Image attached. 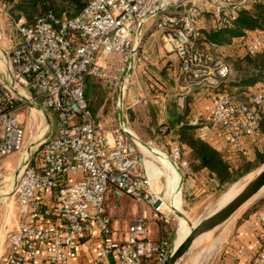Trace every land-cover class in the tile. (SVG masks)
<instances>
[{
    "label": "built area",
    "instance_id": "1",
    "mask_svg": "<svg viewBox=\"0 0 264 264\" xmlns=\"http://www.w3.org/2000/svg\"><path fill=\"white\" fill-rule=\"evenodd\" d=\"M253 1L87 0L73 17L58 19L47 13L30 24L22 17L13 20L0 5L18 34L11 51L2 50L0 159L26 150L24 159L16 163L11 190L19 218L0 264H30L39 253L44 264H68L77 255L80 237L92 231L96 232V255L88 264L163 263L171 242L167 237L149 236L145 210L119 235L112 226L106 205L109 191L117 197L129 195L139 207L148 205L150 218L159 223L173 218L164 197L152 188L144 154L124 123L106 131L96 122L86 102L85 80L97 77L109 98L113 99L116 88L123 96L140 60L142 27L156 17L154 27L161 30L162 46L175 53L182 78L192 86L215 89L208 117L194 116L188 123L203 141L223 131L233 147L241 137L258 132L264 79L247 86L244 99L219 89L231 67L219 51L222 46L208 41L204 33L228 28ZM207 17L211 26L205 29ZM237 39L244 54L264 53V32ZM177 103L182 107L183 97ZM22 105L37 109L39 118L47 120L36 138L42 144L38 152L24 145L17 114ZM49 112L55 130L46 137L51 127ZM180 154L175 136L169 156L176 161ZM256 215L264 223V207ZM261 243L253 264H264V229Z\"/></svg>",
    "mask_w": 264,
    "mask_h": 264
},
{
    "label": "rangeland",
    "instance_id": "2",
    "mask_svg": "<svg viewBox=\"0 0 264 264\" xmlns=\"http://www.w3.org/2000/svg\"><path fill=\"white\" fill-rule=\"evenodd\" d=\"M1 13L0 11V32L12 41L14 37L18 39L12 20L4 17ZM155 20L156 17L150 19L142 27L141 47L139 48L140 60L137 61L131 72L132 75L128 79L127 88L124 90L121 99V108H117L119 89L116 88L113 99L109 98L106 89L97 77L90 76L89 83L85 87L88 91L85 98L95 115L96 122L104 130L110 131L118 127L122 121L124 123L123 127L130 129L141 142L147 144L149 151L153 153L157 151L175 164L174 166L175 168L177 167L176 169L182 179L179 189L180 212L188 221L195 222L223 203L225 196L222 198H219V196L228 185L238 180V184L243 182L249 174L256 173L261 167L263 163H256L254 153L259 150L261 155L264 156V121L260 131L248 137H241L238 144L233 147L226 142L223 131L213 133L211 137L219 141L224 151L228 148L227 153L232 155L230 163L234 168L233 175L230 180L221 185L203 172L195 171L191 174V171H193L190 166L192 154L184 145L181 146L180 158L173 161L169 156L170 143L172 138L177 136L179 127L176 125L177 121L182 119V121L187 122L194 116H197L199 120H205L212 109L215 89L195 87L182 78L175 53L167 51L162 46L160 40L161 30L154 27ZM204 23H206L205 29L211 26V21L208 17L204 19ZM204 34L206 39H208V31ZM216 44L222 46L219 51L231 66V73L225 81V88L239 99L246 98L247 87L243 88L244 86L240 87L239 85H241L240 83H242L245 76L254 73L248 64L250 57L246 56L238 46L237 38H230L228 42ZM222 88L224 87H219V89ZM179 97H183L182 107L177 103ZM30 111L31 114L29 113ZM17 114L24 129L23 142L25 147L33 152L40 151L42 144L38 145V140H36L40 134V131H36L37 125L41 122L40 124L43 127L47 120H44L43 117L39 118L38 112L34 109H29L27 105H22L17 110ZM48 115L51 127H49V131H46V137L48 135L51 136L55 130L54 117L50 112ZM193 133L196 136L195 126H193ZM20 152L14 151L0 159V192L10 183V179H4L5 176L10 174L15 176V172H12L13 166ZM151 155H146L149 177L154 178L156 176L159 178L161 176L151 186L157 193L161 194L162 190L165 192L164 185L166 187L165 163L162 162L160 157ZM164 195V204L166 209H168L169 216L173 218L168 224H164L167 225V232H170L167 238L171 242L172 248L179 218L171 210L172 207L169 206L168 202L169 198ZM107 196L108 193L106 194V200L108 201L109 198ZM261 198H264V189L234 215H238L248 206L255 205ZM109 203L111 204L112 212L116 215L117 208H115L114 204H119L122 211L121 216L125 215L126 210H133L136 207L134 199L127 194H122L118 197L111 196ZM6 216H9L10 220H12V217L19 218L18 203L12 191L0 202V220H5ZM157 223L159 226L163 225V223ZM149 227L151 230L150 236L155 237L157 235L155 231L156 223L150 221ZM9 233L7 226H2V229L0 227V239L2 237L5 241ZM214 245L215 230L199 236L178 264H209L212 259L211 255L212 251H214Z\"/></svg>",
    "mask_w": 264,
    "mask_h": 264
},
{
    "label": "trees",
    "instance_id": "3",
    "mask_svg": "<svg viewBox=\"0 0 264 264\" xmlns=\"http://www.w3.org/2000/svg\"><path fill=\"white\" fill-rule=\"evenodd\" d=\"M86 2L87 0H0V4L4 6L13 20L23 17L26 24L33 23L38 17L47 13H52L58 19L73 17L81 10ZM262 32H264V0H255L250 3L247 9L240 11L234 17L228 28L208 31L207 40L214 43H224L228 42L230 38H240ZM246 56L250 57L248 64L254 73L244 77L242 83H240L241 85H239L240 87L244 86L243 88L257 83L258 80L261 81L264 79V53L260 52L253 56ZM91 77L85 80V95L88 94L85 87ZM225 81L221 83L220 87H224L222 89L228 91L225 88ZM229 93L232 94L231 92ZM88 107L91 110L89 105ZM263 121L264 112L260 118L258 131L261 130ZM176 125L179 126L177 130L179 144L181 146L184 145L192 154L191 169L193 171L206 170L207 175L211 179H215L220 185L230 180L234 168L230 163L232 155L227 153L228 148L224 151L223 149L215 148L208 141L200 140L194 135L193 126L189 125L188 121L185 122L179 119ZM231 152L232 154L234 153L233 150ZM254 157L256 163H264V156L261 155L259 150L255 151Z\"/></svg>",
    "mask_w": 264,
    "mask_h": 264
},
{
    "label": "crops",
    "instance_id": "4",
    "mask_svg": "<svg viewBox=\"0 0 264 264\" xmlns=\"http://www.w3.org/2000/svg\"><path fill=\"white\" fill-rule=\"evenodd\" d=\"M16 41L17 38L14 37L12 41L6 36H3L2 32H0V79L3 80V82H4L3 71H4L5 57L2 53V50H5L9 53L13 45L16 43ZM30 109H34L36 112H38L37 109L35 108H30ZM29 113L31 114V111ZM130 133L133 134L131 130ZM134 136L136 135L134 134ZM209 143L217 149H222L220 146L221 144H219V141L215 140L213 137H211ZM16 162L17 159L14 162V166H13L14 169L12 172H14L15 170ZM146 172H147V168H146ZM192 172L195 171H191V174ZM200 172L207 174L206 170L204 169L200 170ZM10 175H6L4 179L9 180ZM160 177L158 178L154 176V178H151V185L154 181H158ZM10 183L6 185L5 188L2 189V191L0 192V202H2L5 199L6 195H8L10 190L9 188ZM160 195L162 196L164 195L163 190ZM111 196L115 197L113 193L109 191L107 196L109 199L108 201L106 200L107 212L111 217V223L117 235L125 231L129 222L135 219L139 215L141 209L145 210V213L148 215V220H147L148 226L150 221H154L156 223L155 231L157 235L155 237L150 236L151 230L149 227V236L151 238L158 239L160 237H165V236L167 237L169 235L170 232H167V228H166L167 225L163 224L159 226L157 221L150 218L151 211L148 205H142L139 207V205L134 200V202L136 203V207L133 210L132 209L126 210L124 213L125 215L121 216L122 211L120 209L119 204H114L115 208H117L116 209L117 215H116L114 212H112L110 208L111 204L109 203V200ZM263 207H264V198H261L259 202H257L255 205L251 207L249 206L246 207V209H244L241 213H239L238 215H234L224 224H222L221 226L215 229L214 251H212V255H211L212 259L209 262V264H253L252 260L254 255L257 253V251H259L262 248L261 240L263 235L264 223L256 215V213L259 210H261ZM16 220H17L16 217L15 218L12 217V220H10L9 216L8 217L6 216L5 220L2 221L0 220L1 229L2 226H7V230L10 231L8 235H10L14 228ZM8 237H6L5 241L3 240L2 237L0 239V257L2 256V253H4L7 249ZM96 242L97 240H96L95 231H92L91 233L85 234L82 237H80L79 243L77 245V255L75 258L69 260L68 264H88L89 261L96 255ZM44 263L45 261L43 254L39 253L37 257L34 259V261L31 262L30 264H44Z\"/></svg>",
    "mask_w": 264,
    "mask_h": 264
},
{
    "label": "water",
    "instance_id": "5",
    "mask_svg": "<svg viewBox=\"0 0 264 264\" xmlns=\"http://www.w3.org/2000/svg\"><path fill=\"white\" fill-rule=\"evenodd\" d=\"M121 99L122 96L119 94V108L121 106ZM128 134L131 135L130 133ZM180 183L182 184V179ZM263 186L264 163L261 165L259 171L251 179H249L243 185V187L228 201L216 207L197 221H188L190 225L189 231L176 245L172 246L171 251L162 264H178L199 236L214 231L217 227L228 221L240 208L255 198ZM171 210L176 213L177 217H184L181 212L175 211L172 208Z\"/></svg>",
    "mask_w": 264,
    "mask_h": 264
},
{
    "label": "bare ground",
    "instance_id": "6",
    "mask_svg": "<svg viewBox=\"0 0 264 264\" xmlns=\"http://www.w3.org/2000/svg\"><path fill=\"white\" fill-rule=\"evenodd\" d=\"M124 129L130 133L129 129H126L124 127ZM40 133L42 132V125L40 124L38 126V130L37 132ZM134 139V141L136 142V144L138 145L139 149L143 152L144 154V161H145V165L147 168V173H148V167H147V162H146V155L152 156L151 154H153L154 156H158L162 159V162H164L165 164V173H166V187H165V195L169 198V206L173 208V210L175 211H179L180 212V207H179V201H180V196H179V189H180V181H181V175L179 174L178 170L175 168V164L173 162L170 161V159H168L167 157L165 158L163 155H160L157 151H155L154 153L149 151L147 149V144L141 142L136 136H134V134L130 133ZM148 152H147V151ZM151 154H150V153ZM146 154V155H145ZM26 156V150H24L22 152V154L20 155L17 164H19L24 157ZM260 169V168H259ZM259 169L256 171V173L259 171ZM256 173H251L249 174V176H247L243 182L239 183L238 181H235L233 183H231L230 185H228L220 194L219 198L224 197L223 203H225L226 201H228L234 194H236L242 187L243 185L249 180L251 179ZM149 176V173H148ZM9 179L11 181L10 183V190L9 192L12 190L13 188V179H14V175H10ZM264 189V186L261 188L260 191H262ZM258 192V193H259ZM257 193V194H258ZM9 194V193H8ZM218 198V199H219ZM164 200V199H163ZM218 201V200H217ZM222 203V204H223ZM220 204V205H222ZM218 205V206H220ZM217 206V207H218ZM216 208V207H215ZM179 218V222H178V227L176 229V237L174 239V243L173 245H176L185 235L186 233L189 231L190 229V225L188 220L185 217H178ZM192 222V221H191ZM207 234V233H205ZM203 235V234H202ZM195 242V241H194Z\"/></svg>",
    "mask_w": 264,
    "mask_h": 264
}]
</instances>
